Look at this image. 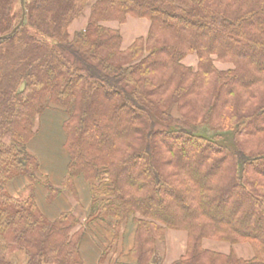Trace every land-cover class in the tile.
Returning <instances> with one entry per match:
<instances>
[{"label": "trees", "instance_id": "1", "mask_svg": "<svg viewBox=\"0 0 264 264\" xmlns=\"http://www.w3.org/2000/svg\"><path fill=\"white\" fill-rule=\"evenodd\" d=\"M129 16L151 26L124 48L106 23ZM49 110L64 117L61 186L29 149ZM40 186L48 204L74 196L85 222L75 209L48 216ZM170 229L187 233L172 264H264V0H0V264H17L12 249L25 264H84L89 237L98 264L117 251L120 264H152Z\"/></svg>", "mask_w": 264, "mask_h": 264}, {"label": "rangeland", "instance_id": "2", "mask_svg": "<svg viewBox=\"0 0 264 264\" xmlns=\"http://www.w3.org/2000/svg\"><path fill=\"white\" fill-rule=\"evenodd\" d=\"M90 12H91V6H88L86 10L84 11V14L78 20H76V22L72 25L71 27L72 33L85 28L88 18L90 16ZM138 19L139 18L129 16L126 24L124 25L122 29V32L124 33L125 38L127 40V43L131 42V40H133V38L135 37L146 34V32H144L145 29H143L141 26L140 27L136 26L135 21H137ZM145 20L147 21V23H149L148 19H145ZM138 21H141V20H138ZM135 29L137 31H135ZM191 57H194V56L189 55L186 57L185 60L189 62ZM197 63L198 61H194L193 65H197ZM216 65H218V67H221V68L233 67V64L223 63L221 61H218ZM63 118H64L63 114L59 112V110H49L48 112L44 114V116L39 117L36 123V134L34 136L36 140L34 142V146L36 147V150L42 156L38 155L37 151L29 148L32 153L36 154V156L39 157V160L42 163V165L43 163L47 162L46 163L47 167H50L52 169H56L57 166L61 165L60 162H62L64 160V157H66L65 156L66 153L63 147V138H64V130L62 127ZM26 191L27 190H25L22 187L19 193L20 195H24ZM81 210H84V209L81 208ZM81 210L80 208L78 209L77 211L78 216L82 219L83 222H85V220L87 219L88 213L85 210L81 212ZM131 228H132L131 225L130 226L126 225L123 228V232L125 233V238H126V241H125L126 251L131 246V241H132ZM125 229L127 230V232L125 231ZM186 239H187V233L185 231H179V230H173V229L168 230L166 233V240L164 242L159 243L158 251H157V254L152 264H168L170 259L178 255V253L173 252V250H175L177 247H180V249L184 250L185 248L184 244L186 245V243L184 242H186ZM86 241H89L91 243V244L87 243L86 245L88 250H91L92 248L95 249L94 254L92 255H91L92 251H89L88 253H86V251L82 249L86 253V256H88L89 259L93 260V261L88 260L87 262L88 264H97L98 258L97 259L93 258V255H95L96 257L98 253V257H99L100 249L98 248V245L95 243V240L93 237L87 238ZM203 246L208 249L218 251L221 253H231L232 252L236 256L243 258V259H251L255 254V249H254L255 245L250 241H240L237 243H231L229 241H224V240L205 238L203 239ZM10 256L17 264L26 263L27 256L21 250L12 249V251L10 252ZM120 256L121 255L119 251L113 253L112 254L113 262L109 264H120L117 262Z\"/></svg>", "mask_w": 264, "mask_h": 264}, {"label": "crops", "instance_id": "3", "mask_svg": "<svg viewBox=\"0 0 264 264\" xmlns=\"http://www.w3.org/2000/svg\"><path fill=\"white\" fill-rule=\"evenodd\" d=\"M136 18H139L138 20H141V21H138V20L135 21L136 26H138V27L141 26L143 29H145L144 32H146V34H143L142 36H138V37H146L148 35V33H149V30H150L151 21L148 18H145V17H136ZM145 19H148L149 23H147V21ZM126 22L125 23H119V22H116V21H112V22H107L106 25H108L110 27H113V28L120 29V31L122 32V29H123L124 25L126 24ZM135 31H137V30L135 29ZM122 35H123V47L124 48H127L128 46H130L135 41V39L138 38V37H135V38H133V40H131V42L127 43V40H126L125 35H124L123 32H122ZM192 56H194V57H191L189 62H187L185 60L186 64L193 65L194 61H198V58H197V56L195 54H193ZM193 66H195V65H193ZM35 140H36L35 138L31 140V142L29 143V148L37 151L36 147L34 146ZM63 143H64V138H63ZM37 153H38V155L42 156L38 151H37ZM46 163L47 162L43 163V165L41 163V171H42V173L48 175L50 180L52 181V183L54 185L61 186V182H62L63 177L65 175L67 157H64V160L62 162H60L61 165H59V166L56 165L57 166L56 169H52L50 167H47ZM78 186L80 188V196H82L84 204L86 206H88L89 205V197H88V193L86 191L87 190V188L85 187L86 185H85V183L80 182V185H78ZM46 195H47L46 189L44 187H42V186L38 187V191H37L38 202H39L41 208L43 209V211L50 217H56V216L59 215L60 212H62L64 210L75 209L76 212H77L79 208H80V210L82 208V206L78 204L77 199L74 198V196H72L68 192H64L63 194H61L54 201V203H52V204H48L46 202V199H45ZM82 211H84V210H81V212ZM126 229H125V231L127 232ZM131 231H132V228H131ZM87 243H90V242L89 241H86V243L84 242L83 243L84 246L82 245V249L85 250L86 253H88L89 251H92L91 255L94 254V250L95 249L92 248L91 250H88V248L86 246ZM184 243H186V245H187V239H186V242H184ZM186 245L184 244V247H185L184 250L180 249V247H177L175 250H173V252H175V253L177 252L178 255L174 256L172 259H170L168 264H172L175 260L180 258L186 252ZM83 250H82V255L84 256L83 258L85 260V263L88 264V262H87L88 260L89 261H93V260L89 259V257L86 256V253ZM93 258L97 259L98 258V253H97L96 257H95V255H93ZM97 264H98V262H97ZM106 264H109V263H106Z\"/></svg>", "mask_w": 264, "mask_h": 264}, {"label": "water", "instance_id": "4", "mask_svg": "<svg viewBox=\"0 0 264 264\" xmlns=\"http://www.w3.org/2000/svg\"><path fill=\"white\" fill-rule=\"evenodd\" d=\"M22 3H24V0H22ZM24 20V19H23ZM23 22V21H22ZM18 29V27L14 28L13 31L9 34V35H6L4 36L5 38L8 37V36H11L14 32H16V30Z\"/></svg>", "mask_w": 264, "mask_h": 264}]
</instances>
